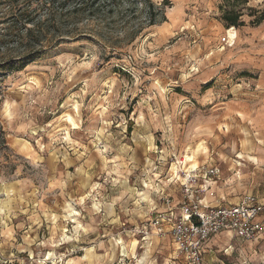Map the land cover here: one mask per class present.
Listing matches in <instances>:
<instances>
[{
	"label": "rangeland",
	"instance_id": "374dc122",
	"mask_svg": "<svg viewBox=\"0 0 264 264\" xmlns=\"http://www.w3.org/2000/svg\"><path fill=\"white\" fill-rule=\"evenodd\" d=\"M151 1L164 21L117 0L0 72V264H180L154 219L190 171L219 169L209 204L264 199V0ZM209 243L206 264H264V237Z\"/></svg>",
	"mask_w": 264,
	"mask_h": 264
},
{
	"label": "built area",
	"instance_id": "2783aa9c",
	"mask_svg": "<svg viewBox=\"0 0 264 264\" xmlns=\"http://www.w3.org/2000/svg\"><path fill=\"white\" fill-rule=\"evenodd\" d=\"M195 170V169H194ZM184 174L180 195L161 197L163 210L156 214L154 226L160 238H168L173 246V260L180 264H206L204 254L211 250L210 241L225 234L240 243H256L264 237V199L251 193L233 204H209L204 194L217 167L203 170V183Z\"/></svg>",
	"mask_w": 264,
	"mask_h": 264
},
{
	"label": "trees",
	"instance_id": "16d2710c",
	"mask_svg": "<svg viewBox=\"0 0 264 264\" xmlns=\"http://www.w3.org/2000/svg\"><path fill=\"white\" fill-rule=\"evenodd\" d=\"M131 2L146 10L148 25L165 20L163 11L159 15L161 6L153 1ZM117 6V0H0V72L17 68V63L22 65L47 47L61 43L74 34L76 23L81 19L111 14ZM240 16L241 11H226L223 18L229 25L237 26L242 23ZM1 148L8 147L0 126Z\"/></svg>",
	"mask_w": 264,
	"mask_h": 264
},
{
	"label": "crops",
	"instance_id": "0c3cea01",
	"mask_svg": "<svg viewBox=\"0 0 264 264\" xmlns=\"http://www.w3.org/2000/svg\"><path fill=\"white\" fill-rule=\"evenodd\" d=\"M255 144L256 145L254 146V168H256V172H258V169L260 168V164H264L262 163L263 162L262 160H264V156L263 154L259 153V148H256L257 144H259L258 139H256ZM245 154L251 155V153H248V152H246ZM256 186L258 188L259 182L254 181V188H256ZM263 189H264V185H263ZM246 243H250V242H246Z\"/></svg>",
	"mask_w": 264,
	"mask_h": 264
},
{
	"label": "bare ground",
	"instance_id": "6f19581e",
	"mask_svg": "<svg viewBox=\"0 0 264 264\" xmlns=\"http://www.w3.org/2000/svg\"><path fill=\"white\" fill-rule=\"evenodd\" d=\"M68 115V114H67ZM69 119V121H72V118L70 116L67 117ZM189 156L188 155H185V159H188ZM175 171V170H174ZM177 171V170H176ZM146 196H144L145 198ZM117 243L120 244V247H121V251H122V255H126L127 254V251H126V248L124 246V243H123V240H119L117 241ZM143 259L140 260V262L142 261ZM139 260H138V263H140Z\"/></svg>",
	"mask_w": 264,
	"mask_h": 264
}]
</instances>
